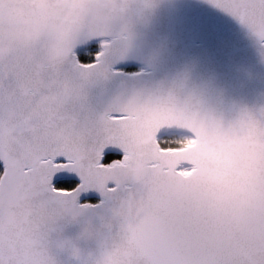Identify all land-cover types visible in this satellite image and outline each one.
I'll return each mask as SVG.
<instances>
[{
  "label": "snow or ice",
  "instance_id": "6c2138e0",
  "mask_svg": "<svg viewBox=\"0 0 264 264\" xmlns=\"http://www.w3.org/2000/svg\"><path fill=\"white\" fill-rule=\"evenodd\" d=\"M153 2L140 0L143 8ZM208 2L264 41V0ZM74 19L70 0H0V264H57L52 247L70 242L54 236L61 222L88 212L81 198L93 192L119 221L118 242L95 264H264V196L242 212H221L181 182L179 166L170 174L135 168L134 130L146 113L177 101L137 93L97 110L90 91L109 69L76 52L90 36L70 35ZM241 122L264 135L251 116ZM171 135L157 131L162 152L175 150Z\"/></svg>",
  "mask_w": 264,
  "mask_h": 264
},
{
  "label": "water",
  "instance_id": "95a60500",
  "mask_svg": "<svg viewBox=\"0 0 264 264\" xmlns=\"http://www.w3.org/2000/svg\"><path fill=\"white\" fill-rule=\"evenodd\" d=\"M70 2L75 19L67 31L90 36L76 50L110 40L94 61L109 69L90 91L97 110L126 103L137 93L171 94L177 101L174 108L146 113L134 130L137 170L156 165L170 174L179 166L185 173L181 182L221 212H242L264 196V185L250 187L264 175V135H250L241 122L246 114L264 124V41L208 0H154L151 8L140 0ZM128 64L147 70H118ZM161 128L188 134L193 142L162 152L156 140ZM91 198L98 201L84 216L61 222L54 239L70 246L52 247L57 264H95L118 242L119 221L109 202L98 192L81 199Z\"/></svg>",
  "mask_w": 264,
  "mask_h": 264
},
{
  "label": "trees",
  "instance_id": "16d2710c",
  "mask_svg": "<svg viewBox=\"0 0 264 264\" xmlns=\"http://www.w3.org/2000/svg\"><path fill=\"white\" fill-rule=\"evenodd\" d=\"M100 50H101L100 44L98 43V41H94V42L89 43L87 46L83 48L77 49L76 52L79 53L80 51H85L88 56V62L92 63L96 59L95 53L100 52ZM138 67L139 65H136V64H128V65L121 66V68H124L126 71H135L138 69ZM172 137H173V142H167L169 147L179 148L183 146L181 144L184 141V139H180V138L178 139L177 133H173Z\"/></svg>",
  "mask_w": 264,
  "mask_h": 264
},
{
  "label": "rangeland",
  "instance_id": "374dc122",
  "mask_svg": "<svg viewBox=\"0 0 264 264\" xmlns=\"http://www.w3.org/2000/svg\"><path fill=\"white\" fill-rule=\"evenodd\" d=\"M110 40H104L102 44H100V46L102 47L103 44L109 42ZM119 71H123V72H128V73H136L139 71H143V70H147L144 66H139L137 70L135 71H126L124 68H120L118 69ZM178 134V139H184V141L182 142L181 145L183 146H187L189 144H191L193 142V137H191L188 134H183V133H177ZM182 137V138H181ZM167 142H173V137H168V141ZM182 146V147H183Z\"/></svg>",
  "mask_w": 264,
  "mask_h": 264
},
{
  "label": "flooded vegetation",
  "instance_id": "af4514ba",
  "mask_svg": "<svg viewBox=\"0 0 264 264\" xmlns=\"http://www.w3.org/2000/svg\"><path fill=\"white\" fill-rule=\"evenodd\" d=\"M94 200V201H93ZM89 201L91 202V203H96L97 201H98V199H96V198H91V199H89Z\"/></svg>",
  "mask_w": 264,
  "mask_h": 264
}]
</instances>
